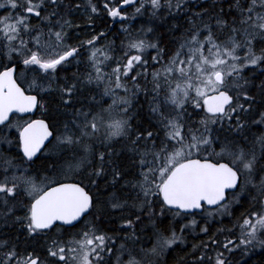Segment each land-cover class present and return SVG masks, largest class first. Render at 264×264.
<instances>
[{"label": "snow or ice", "instance_id": "6c2138e0", "mask_svg": "<svg viewBox=\"0 0 264 264\" xmlns=\"http://www.w3.org/2000/svg\"><path fill=\"white\" fill-rule=\"evenodd\" d=\"M0 10V264H166L188 235L207 237L189 264L264 248V0ZM101 11L122 24L119 48L105 31L69 43L72 17L91 28ZM178 16L188 27L168 53L153 25ZM141 96L155 131L133 127ZM145 218L151 235L137 233Z\"/></svg>", "mask_w": 264, "mask_h": 264}, {"label": "trees", "instance_id": "16d2710c", "mask_svg": "<svg viewBox=\"0 0 264 264\" xmlns=\"http://www.w3.org/2000/svg\"><path fill=\"white\" fill-rule=\"evenodd\" d=\"M193 10L198 11L199 8H195ZM3 14H4V10H0V15H3ZM72 19L76 24L80 25V28L74 29V30L69 32V35L71 37V39L69 40V43L75 44L78 42V39H88V38H90L91 35H93L97 32H100L99 30H96L94 28H90L89 26H87L88 18H87L86 14H84L83 16L75 15L72 17ZM147 20H148V17L143 16L141 26L145 25L147 23ZM173 26H175L174 30H173ZM153 27L155 29L156 37H158L160 40L161 46L166 50V52L171 53L174 50V48L177 46L175 44V41L179 38L181 33L184 31V29L188 27V24H187L186 18L178 16V17H169L164 22H156L153 25ZM136 30H139V29H136ZM149 35L151 38L152 34H149ZM117 36H119V37H117ZM122 39H123L122 33L115 32V31L108 33V40L115 41V45L117 46V49L119 48V45H120ZM151 54H154V52H152ZM165 59H167V56H165ZM80 70H81V72L84 71L83 66H81ZM75 71H76L75 67H69L66 74L71 75ZM261 77H262V75H260L259 72H256L253 76L254 82L256 84H259L263 79ZM93 94H95V92ZM106 98L107 97H105V99ZM48 99L51 100L52 97H49ZM108 101L110 103V99H108ZM140 105L142 107L137 108V111L140 113L136 117L134 124L136 126L137 124H139L138 121H140L141 123L139 125H141V128H143V129L149 128V125L147 123H145L144 121H142V119H144V117H145L143 115V109H142L143 103H140ZM37 165L39 167H42L40 161L37 162ZM247 207H248V205L245 203V208H247ZM241 211H243V209H241L239 206H237L236 210L234 211V215L239 216ZM165 223H168V221L166 219H165ZM223 224L226 227H231V226H227V225L231 224V222H229V217H228V219H226V221L223 220ZM141 228L144 229V232H143L144 235H149V233L151 232V227L148 224L147 220L143 221V223L141 224ZM206 238L207 237L204 235H200L199 237H197L195 235H188L185 244L184 245L182 244L180 246H185V245L186 246H188V245L192 246L193 243H199V241L201 239H206ZM174 252H175V256H173V257H175V262H177L175 264L182 263L184 257H186V256H182L181 254H177V252H179L178 248L175 249ZM41 254H44L43 250H41ZM167 258H166V260H167ZM169 258H171V254L169 255ZM244 264H264V251L258 253L257 256L254 258H252L250 260H246V262Z\"/></svg>", "mask_w": 264, "mask_h": 264}, {"label": "flooded vegetation", "instance_id": "af4514ba", "mask_svg": "<svg viewBox=\"0 0 264 264\" xmlns=\"http://www.w3.org/2000/svg\"><path fill=\"white\" fill-rule=\"evenodd\" d=\"M97 3L99 5L100 3V0H97ZM131 11V9H129ZM78 15H81L83 16L84 13H80ZM89 20L87 22V26L89 25ZM130 23L132 24V26L135 28V29H139V27L141 26V23H142V17H137L136 20L134 21H130ZM91 25L92 27L91 28H94L96 30H99V31H105L107 33L109 32H112V31H115V32H119L121 33V27H122V24L121 22L119 21H113L110 17H108L105 13H103V11H101L100 15L99 16H93L92 17V20H91ZM123 26H127V24L123 25ZM138 26V28H136ZM262 81H264V75H262ZM109 98H106V100H108ZM140 103H143V115L145 116L144 119H142V121H144L145 123H147L149 125V128L153 131L156 130L155 128V125L154 123H150V117H149V114H148V107H147V104L145 103V98L143 96L140 97V100H139V104ZM45 107H47V104L45 105ZM140 113V112H139ZM34 116L36 118H39L38 114H34ZM146 120V121H145ZM135 120L133 121V127L135 128V124H134ZM138 123L140 124L141 122L138 121ZM141 130H143V128H141ZM253 131H258V129H253ZM9 136L15 140V137H16V133H15V129L12 130L11 133H9ZM7 147V146H5ZM15 154V153H13ZM39 162V161H37ZM36 167L37 168H41L39 167L37 164H36ZM46 173H42V175H44ZM236 208L233 210L235 211ZM236 217H239V216H236ZM171 219V217H167L166 220L169 221ZM226 219H228V217H225L224 220L226 221ZM144 220H147L146 218ZM231 218H229V222H230ZM177 225H179V221L176 222ZM216 222H214L215 224ZM218 226V225H217ZM227 226H231L232 227V224L230 225H227ZM111 227H116L115 223L113 225H111ZM140 230H141V224H138L137 225V233L140 234ZM148 233V232H147ZM149 235H151V232L149 233ZM221 239H223V237H220ZM175 249L178 248L179 252H177V254H181L182 256H186L184 257L183 259V262L182 263H178V264H189V262L193 259L192 256L189 255V253L191 252V245H188V246H174ZM264 251V248H259V249H252L251 251L247 252L246 254H241L239 251L234 253L233 256H232V262L233 264H244L246 262V260H250L254 257L257 256L258 253ZM171 254V258H169V255ZM175 252L173 250H169L168 254H166V256L164 257L165 261H166V264H175L177 262H175ZM168 257V258H167ZM167 258V260H166Z\"/></svg>", "mask_w": 264, "mask_h": 264}, {"label": "rangeland", "instance_id": "374dc122", "mask_svg": "<svg viewBox=\"0 0 264 264\" xmlns=\"http://www.w3.org/2000/svg\"><path fill=\"white\" fill-rule=\"evenodd\" d=\"M184 244H185V243H184ZM184 244H183V245H184ZM259 248H260V247H257V249H259ZM255 249H256V248H255ZM253 250H254V249H253Z\"/></svg>", "mask_w": 264, "mask_h": 264}, {"label": "bare ground", "instance_id": "6f19581e", "mask_svg": "<svg viewBox=\"0 0 264 264\" xmlns=\"http://www.w3.org/2000/svg\"><path fill=\"white\" fill-rule=\"evenodd\" d=\"M136 28H138V26L136 27ZM140 28V27H139ZM112 34V33H111ZM115 35V34H114ZM117 37H119V36H117Z\"/></svg>", "mask_w": 264, "mask_h": 264}]
</instances>
